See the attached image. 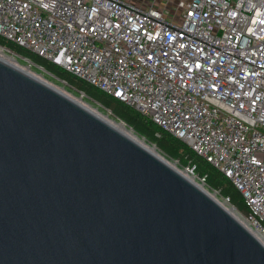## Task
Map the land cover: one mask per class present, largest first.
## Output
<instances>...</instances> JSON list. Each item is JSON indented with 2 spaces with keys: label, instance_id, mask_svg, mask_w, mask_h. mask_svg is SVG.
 Returning <instances> with one entry per match:
<instances>
[{
  "label": "water",
  "instance_id": "obj_1",
  "mask_svg": "<svg viewBox=\"0 0 264 264\" xmlns=\"http://www.w3.org/2000/svg\"><path fill=\"white\" fill-rule=\"evenodd\" d=\"M0 264H264V244L173 167L0 59Z\"/></svg>",
  "mask_w": 264,
  "mask_h": 264
},
{
  "label": "built area",
  "instance_id": "obj_2",
  "mask_svg": "<svg viewBox=\"0 0 264 264\" xmlns=\"http://www.w3.org/2000/svg\"><path fill=\"white\" fill-rule=\"evenodd\" d=\"M174 7L167 20L126 0H0V36L186 143L242 194L239 218L264 237V0ZM184 170L205 184L195 164Z\"/></svg>",
  "mask_w": 264,
  "mask_h": 264
},
{
  "label": "trees",
  "instance_id": "obj_3",
  "mask_svg": "<svg viewBox=\"0 0 264 264\" xmlns=\"http://www.w3.org/2000/svg\"><path fill=\"white\" fill-rule=\"evenodd\" d=\"M0 47L7 48L14 54L29 59L32 63L44 68L55 78L65 81L68 87L97 101L115 117L123 121L128 127H131L135 133L154 143L159 150L172 159H175L182 166L187 165L189 162L195 164L196 172L199 175H206L205 184L207 186L217 190L221 195L228 198L230 203L234 205L238 211L244 214L247 212V206L242 194L228 178L206 162L205 159L195 154L186 143L163 130L149 118L112 95L77 78L51 61L7 41L1 36Z\"/></svg>",
  "mask_w": 264,
  "mask_h": 264
},
{
  "label": "rangeland",
  "instance_id": "obj_4",
  "mask_svg": "<svg viewBox=\"0 0 264 264\" xmlns=\"http://www.w3.org/2000/svg\"><path fill=\"white\" fill-rule=\"evenodd\" d=\"M128 2H131L132 4L136 5L139 8L142 9H146L149 6H154L157 7V9H159L160 11H162V15L165 19L170 20L171 17L175 14V2L177 0H126ZM179 17L176 16L174 22L178 23L179 22ZM2 49H4L5 51L9 52L11 55L15 56L16 58H18V62L23 65V66H30V71H32V73H34L37 76L42 77L43 79H45L46 81H48L49 83H52L53 85L65 90L67 93H70L72 95H74L76 98L80 97L83 98V100L89 104L90 106L92 105V107H96L95 109L100 110V112H102L103 114L109 115L110 117L121 121L120 119H118L117 117H115L108 109H106L105 107H103L100 103H98L97 101L93 100L92 98L86 96L85 94H83L84 96H82V94L80 92H78L77 90L68 87L67 85H65L63 82H61L60 80H58L57 78H55L52 74H50L48 71H46L44 68H40L38 65L31 63V61L29 59H26L24 57L21 58V56H17L16 54H14L12 51H10L7 48H3L0 47ZM32 64V65H31ZM33 66V67H32ZM109 113V114H108ZM128 127V126H127ZM130 128L132 131H134L131 127ZM135 132V131H134ZM140 138H143L145 140V142L150 145V146H155L157 148V146L146 140L143 136H140L139 134H137ZM158 151H160L164 156H166L168 158V160L170 162H172L175 166H177V168L179 170H181L182 172L184 171V173L186 174L185 170H184V166H182L181 164H179V162H177L175 159H172L171 157L167 156L165 153H163L161 150H159L157 148ZM187 175V174H186ZM194 181L197 184H200V186H203L204 188H206L210 193H213L214 195L217 196V198L225 203L226 206L229 207H233L234 211L236 212L237 216H244L245 214L238 211L236 209V207L234 205H232L230 203V201L227 200L226 197H224L223 195H221L217 190L210 188L209 186H207L206 184L201 183L198 179L194 178Z\"/></svg>",
  "mask_w": 264,
  "mask_h": 264
},
{
  "label": "bare ground",
  "instance_id": "obj_5",
  "mask_svg": "<svg viewBox=\"0 0 264 264\" xmlns=\"http://www.w3.org/2000/svg\"><path fill=\"white\" fill-rule=\"evenodd\" d=\"M22 58V57H21ZM0 59L7 62L8 64H11L21 70L26 71L27 73L33 75L34 77H36L37 79H40L44 82H46L47 84H49L50 86H52L53 88H55L56 90L61 91L62 93H64L65 95H67L69 98H71L72 100H74L75 102L79 103L80 105H82L83 107H85L86 109H88L89 111H91L92 113L96 114L98 117H100L101 119H103L105 122H107L108 124H110L112 127H114L116 130L120 131L122 134L126 135L127 137H129L130 139H132L133 141H135L136 143H138L139 145H141L142 147H144L146 150H148L149 152H151L152 154H154L155 156H157L159 159L163 160L165 163H167L169 166L173 167L175 170H177L179 173H181L183 176H185L187 179H189L191 182H193L194 184H196L199 188H201L207 195H209L211 198H213L218 204H220L223 208H225L230 214H232L234 217H236L251 233H253L255 235V237L262 243L264 244V237L260 236L259 234H257L254 230H252L248 224L246 223V221L242 220L241 218H239L236 214V212L234 211L233 207H229L226 206L225 203L221 202L216 195H214L213 193H210L206 188H204L203 186H200V184H197L194 181V178L186 175L184 173V171L182 172L181 170H179L177 168V166H175L172 162H170L168 160V158L166 156H164L160 151L157 150V148L155 146H150L148 145L145 140L143 138H140L137 133H135L134 131H132L130 128L127 127V125L123 122V121H119L116 120L112 117H110L109 115L103 114L102 112H100V110L95 109L96 107H92V105L90 106L89 104H87L83 98L80 97H75L74 95L67 93L65 90L53 85L52 83H49L48 81H46L45 79H43L40 76L35 75L34 73H32V71H30V66H23L18 62V58H16L15 56L11 55L9 52L5 51L4 49L0 48ZM32 63V62H31ZM32 65V64H31ZM33 67V66H32ZM109 114V113H108Z\"/></svg>",
  "mask_w": 264,
  "mask_h": 264
}]
</instances>
